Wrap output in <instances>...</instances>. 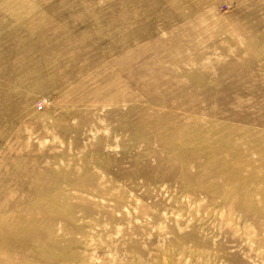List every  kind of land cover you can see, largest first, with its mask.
Wrapping results in <instances>:
<instances>
[{"label":"rangeland","instance_id":"374dc122","mask_svg":"<svg viewBox=\"0 0 264 264\" xmlns=\"http://www.w3.org/2000/svg\"><path fill=\"white\" fill-rule=\"evenodd\" d=\"M0 264H264V0H0Z\"/></svg>","mask_w":264,"mask_h":264}]
</instances>
